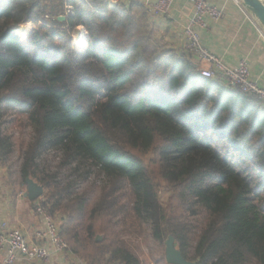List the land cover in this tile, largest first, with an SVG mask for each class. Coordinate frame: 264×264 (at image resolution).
<instances>
[{"label":"trees","instance_id":"1","mask_svg":"<svg viewBox=\"0 0 264 264\" xmlns=\"http://www.w3.org/2000/svg\"><path fill=\"white\" fill-rule=\"evenodd\" d=\"M27 24L38 28L24 39ZM223 82L159 39L143 5L0 0V154L14 149L8 116H24L22 179L44 187L41 206L87 264H140L113 228L120 215L173 236L195 264H264V107ZM51 152L83 174L63 181L42 163ZM92 168L105 177L94 204L79 187Z\"/></svg>","mask_w":264,"mask_h":264},{"label":"crops","instance_id":"2","mask_svg":"<svg viewBox=\"0 0 264 264\" xmlns=\"http://www.w3.org/2000/svg\"><path fill=\"white\" fill-rule=\"evenodd\" d=\"M118 1V4L126 7L134 5L135 9L143 5L159 39L180 54H184L182 51L184 29L194 15V6L191 1L175 0L168 14L165 15H156L150 9V6L158 0ZM207 1L221 9L224 17L218 22L208 20L207 27L200 30L203 46L218 56L229 68H235L241 60H246L249 65L250 79L264 88V26L241 0ZM111 6L115 5L111 4ZM76 28L84 29L82 26ZM192 59L196 62L194 58ZM221 84L227 86L226 82ZM262 106L264 107V104ZM27 190L28 186L25 185L21 173L11 171L1 157L0 223H6L8 228L20 229L31 243L43 245L52 252L47 262H27L19 259L16 264H74L77 257L73 254L58 252L48 240L37 238V231L45 227L44 215L39 211L40 199L43 196L31 200L26 196ZM6 256V250L0 248V264H4ZM166 263H168L167 260Z\"/></svg>","mask_w":264,"mask_h":264},{"label":"built area","instance_id":"3","mask_svg":"<svg viewBox=\"0 0 264 264\" xmlns=\"http://www.w3.org/2000/svg\"><path fill=\"white\" fill-rule=\"evenodd\" d=\"M117 5L118 0H110ZM194 6V15L184 29V54L196 61L199 73L206 78L223 77L231 88L241 91L264 104V88L250 79L249 65L241 60L235 68L224 65L222 60L207 50L201 42L200 30L207 27V21H221L224 13L217 6L209 4L207 0H189ZM175 0H158L150 6L156 15L168 14ZM39 211L44 215L45 227L37 231L39 240H48L58 252H69L68 243L60 233V223L42 206ZM0 248L5 249L7 256L4 264H16L19 259L27 262H47L52 252L45 246L31 243L18 228H8L6 223H0ZM84 264V263H83Z\"/></svg>","mask_w":264,"mask_h":264},{"label":"rangeland","instance_id":"4","mask_svg":"<svg viewBox=\"0 0 264 264\" xmlns=\"http://www.w3.org/2000/svg\"><path fill=\"white\" fill-rule=\"evenodd\" d=\"M31 24L22 25L19 30L24 31L23 38L28 39L30 37V33L33 29H36ZM82 30V31H80ZM71 37L73 38L76 46L79 49L86 47V34L84 29L75 28L71 32ZM9 124H8V134L12 136L14 142V149L11 155H9L5 161L9 166V169L14 172H20L21 165H22V156L23 152L30 141L31 138V129L24 125L25 118L19 114L11 113L8 116ZM153 155L149 154L146 158L149 160L150 166L153 168L152 165V158ZM42 163L48 167L50 171H59L60 178L64 181L66 180H73L76 179L77 176L83 174L85 170V166H81L78 171H72L74 166L69 167H61L60 160L57 158V155L53 152L47 153L44 158L42 159ZM84 178V179H83ZM80 180V191L89 190L90 193V203L94 204L99 197L101 196L102 192V183L105 180L104 176L97 178L96 169L92 168L89 173H86L84 177ZM173 190L169 188L166 184L161 183L160 188V196L161 199L168 204L170 199L173 195ZM120 200L122 203L129 202V190L127 188L121 191ZM41 200V199H40ZM60 217V216H59ZM55 218L59 223H62L60 218ZM188 217V215H187ZM195 224L201 225L202 217H190ZM115 225L113 228L122 236V238L127 242L128 246L131 250L138 256L140 259V264H168L166 263V241L164 243L158 241L153 236V232L151 226L147 223H141L132 218H124L123 215H120L114 219ZM104 237L103 234H99L97 236V240H102ZM74 255V254H73ZM77 257L76 262L74 264H87L86 259L83 257ZM70 263L72 261H69ZM91 263V259L90 262ZM107 262L104 261L102 264H106ZM72 264V263H71ZM108 264V263H107Z\"/></svg>","mask_w":264,"mask_h":264},{"label":"water","instance_id":"5","mask_svg":"<svg viewBox=\"0 0 264 264\" xmlns=\"http://www.w3.org/2000/svg\"><path fill=\"white\" fill-rule=\"evenodd\" d=\"M242 3L250 10V12L261 22L264 26V0H241ZM65 17H60V20H64ZM0 154V160H1ZM28 190L26 196L35 200L44 195V187L41 186L32 178L26 179ZM166 260L169 264H195L187 260L181 250L177 247L175 238L169 236L166 241Z\"/></svg>","mask_w":264,"mask_h":264}]
</instances>
